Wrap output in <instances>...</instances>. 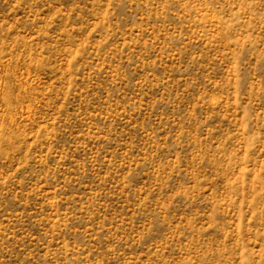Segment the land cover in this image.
I'll use <instances>...</instances> for the list:
<instances>
[{
	"label": "rangeland",
	"instance_id": "374dc122",
	"mask_svg": "<svg viewBox=\"0 0 264 264\" xmlns=\"http://www.w3.org/2000/svg\"><path fill=\"white\" fill-rule=\"evenodd\" d=\"M0 264H264V0H0Z\"/></svg>",
	"mask_w": 264,
	"mask_h": 264
}]
</instances>
